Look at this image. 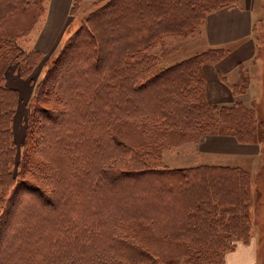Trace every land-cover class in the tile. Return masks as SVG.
<instances>
[{"label":"trees","instance_id":"trees-1","mask_svg":"<svg viewBox=\"0 0 264 264\" xmlns=\"http://www.w3.org/2000/svg\"><path fill=\"white\" fill-rule=\"evenodd\" d=\"M39 1L0 0V22ZM119 2L121 10L105 16L106 21L100 13L86 20L35 85L27 130L35 150L19 159L13 138L18 91L0 83V264H115L116 259L159 264L123 233L132 222H142L160 235L193 232L198 241L209 233L220 238L219 225L226 220L216 214L212 193L223 169L229 168L161 166L116 139L111 126L116 120L140 118L174 132L205 130L261 143L253 131V109L207 99L203 64L218 62L228 49L211 48L154 67L141 53L165 33L196 26L198 13L170 7L175 17L165 23L168 4L162 0ZM233 3L215 0L208 13ZM40 61V54L33 52L20 73L30 76ZM231 87L235 94L244 93L239 84ZM43 101L49 106L42 107ZM35 176L46 181L36 182ZM135 181L153 191L142 192L144 197L130 195L142 202L148 196L158 199L166 214L160 216L140 203L127 208L112 204L108 209L97 203L96 198L108 199L116 189L127 193L125 185ZM233 247L223 249L224 259ZM217 257L212 260L217 262Z\"/></svg>","mask_w":264,"mask_h":264},{"label":"rangeland","instance_id":"rangeland-1","mask_svg":"<svg viewBox=\"0 0 264 264\" xmlns=\"http://www.w3.org/2000/svg\"><path fill=\"white\" fill-rule=\"evenodd\" d=\"M119 1L85 0L75 2L72 9L74 16H72L73 19L68 32L59 48L52 55L51 52H41L36 48L38 32L44 26L47 13L46 6L49 0H40L37 4L32 3L30 7L8 15L5 20L0 22V83L10 87L13 85L11 78H22L25 82H31L29 84L33 88L32 94H34L35 85L45 76L48 68L58 58L65 42L70 39L73 33L96 13L101 14L103 21H106L108 16L113 17L114 12L118 8L120 9ZM128 1L135 3L137 0ZM214 1L162 0L169 7L168 9L166 7V11L164 10L163 13L165 17V21H163L165 23H172L173 17H175V13L170 10V7L189 8L198 13L199 18L194 27H186L178 32L165 33L155 44L145 49L141 56L150 58V63L154 67H164L207 51L208 45L204 39V20L202 18L206 17L211 7H214ZM238 1L240 0H234V2ZM111 2L117 3L112 6L110 5ZM253 3L254 37L256 39L257 53L252 64L239 67L235 84H239L241 87H238V90L244 91V93H248L253 84L257 90L256 93L258 95L255 100H251V104L239 103L253 109L255 115L253 131L256 132L255 139L261 142L262 149L260 154L246 158L236 157L224 161L225 165H197L198 162L209 161L208 157L198 147L200 138L205 135L226 133L215 132L207 134L206 132L208 131L205 132V130L174 132L154 122L140 118L116 120L111 126L112 133L116 139L139 151L150 162L154 161L161 166L170 168L224 166L229 168L223 169L222 180H219L220 182L216 186L217 190L212 193V203L217 205L215 208L216 214L226 220V223H223L224 226L222 224L219 225L220 238L218 236L214 239V234L209 233L205 234L206 237L201 238V241H198L194 238L197 235L193 232L180 237L167 236L162 233L160 235V233H155L148 225L146 226L142 222H132L124 226L123 233L157 258L159 264H225L223 249H231L234 246L232 248L234 250L237 243L253 240L257 241L260 246L259 261L264 264V0H254ZM130 7L133 9L137 5H130ZM155 9L156 11L160 10L159 6L156 5ZM152 13L153 8L150 6L147 14L150 16ZM180 17L177 16V20H180ZM159 22L162 23V20ZM223 48L229 49L226 46ZM33 52L40 54L41 61L35 66L31 75L25 77L21 74L22 67L25 64V59L32 56ZM11 53H14V55L10 56ZM221 77L222 80H226L223 76ZM13 86L16 87L15 85ZM16 90L18 91L19 101L13 117V138L17 147L16 158L19 159L23 157L25 152L32 154L35 150V145L31 136H27L28 119L31 114L30 100L32 97L24 103L26 98L20 101V95L24 97L25 88H17ZM41 106L48 107L49 103L43 101ZM22 134L23 137L20 139ZM16 139L21 143L18 144ZM26 141L27 146H24ZM205 171L209 172V168H205ZM28 176L30 175L27 174ZM34 180L36 182L46 181V179L38 176H35ZM125 186H127V193H120V190L116 189V192L106 195L108 199L103 195L100 198H96L97 203L104 205V209H108V205L112 204H118L120 207L126 208L141 204L148 210H153L156 213L161 212L160 216L166 214L165 208L162 209L160 203L157 202L158 199H154L152 196L144 199L145 202L137 201L141 194L143 196L142 192L153 191L149 185L148 188L145 186L140 187L135 181L132 184L127 183ZM131 192L138 197L135 198L134 196L136 195H130ZM236 197L242 201L232 202ZM133 199L136 202H128ZM234 205L238 206L233 208ZM227 206L229 207L227 208ZM210 211L212 212V208ZM207 239H212L213 243L210 242L211 240L206 241ZM202 242L205 244H199ZM194 250L195 252H193ZM216 253H218L217 262L212 260V256ZM115 264L144 263L125 262L124 260L116 259Z\"/></svg>","mask_w":264,"mask_h":264},{"label":"crops","instance_id":"crops-1","mask_svg":"<svg viewBox=\"0 0 264 264\" xmlns=\"http://www.w3.org/2000/svg\"><path fill=\"white\" fill-rule=\"evenodd\" d=\"M85 0H49L46 6V19L38 32L36 48L41 52H51L59 48L72 22L75 2ZM254 0H240L233 4L209 12L204 22V39L209 48L228 47L227 54L216 63H205L202 71L205 77L207 99L213 104L252 103L258 95L254 84L248 93L235 94L232 85L237 81L239 67L252 64L256 57L257 46L254 37ZM46 54V53H44ZM223 76L226 80H222ZM10 88H25L26 103L32 97L31 82L11 78ZM33 86V85H32ZM9 87V86H8ZM19 101V100H18ZM23 134L20 139H22ZM16 138V137H15ZM17 143L21 142L16 139ZM198 147L209 161L200 164L225 165L224 161L236 157L257 156L261 152L260 143H243L231 134L205 135L198 141ZM223 162V163H222ZM195 166V165H193ZM259 245L253 240L239 242L234 250L225 256V264H262L259 261Z\"/></svg>","mask_w":264,"mask_h":264}]
</instances>
